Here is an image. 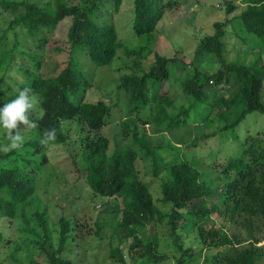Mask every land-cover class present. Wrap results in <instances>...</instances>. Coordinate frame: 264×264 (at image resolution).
Listing matches in <instances>:
<instances>
[{"label": "trees", "instance_id": "obj_1", "mask_svg": "<svg viewBox=\"0 0 264 264\" xmlns=\"http://www.w3.org/2000/svg\"><path fill=\"white\" fill-rule=\"evenodd\" d=\"M223 2L226 18L241 7L233 18L242 31L241 35L236 27L232 28L240 42L237 44L252 53L262 50L264 0ZM121 3L122 0H0V11L8 16L0 36V104L14 98L22 88L32 89L39 100L29 116L37 127L18 125L22 130H29L23 147L0 152V218L13 220L17 208L36 192L52 189L49 183L54 174L44 171L51 162L47 158L48 151L53 146L70 145L77 178L84 180L93 196L108 200L104 206L113 205L118 209L103 214H108V218L99 215L94 221L83 214L79 217L62 214L56 221L57 247L50 252L44 246L48 233L45 213L34 212L38 226L45 233L40 249L46 253L48 264H74L63 257L67 244L89 237L103 240L105 229L109 230L107 258L112 263L160 264L171 255L158 251L157 235L148 234V227L156 228L162 223L167 225L169 236L173 238L170 246L181 253L177 264H188L202 250L212 253L205 257L203 264H258L264 251L257 244L264 236L248 234L244 239L235 236L231 239L223 226L209 221L216 215L232 224L243 221L247 226L251 222L264 225V137L260 132L249 130L244 138L239 135V127L247 115L253 112L264 115L261 55L248 60L252 53L245 55L246 50L240 48L235 59H226L229 52L226 33L231 22L225 19L213 23L212 33L200 40L197 55H208L210 61L207 62H214L218 67L210 71L193 59L189 64L183 63L182 68L186 70L181 80L182 90L192 100L194 115L202 121L193 126L197 131L195 138L161 169L158 153L151 149L147 135L138 131L137 123L150 124L153 133L172 134L185 125L190 114V109L183 106L175 112L172 97L161 94L168 88L172 75L168 65L178 59L156 53L148 45L171 3L133 0L131 29L146 45L118 37L109 18ZM57 26L62 28L63 36L49 45L47 34ZM19 30L23 31L21 40L17 35ZM9 32L13 34L10 40ZM245 34L257 40L253 45L258 49L248 47ZM47 52H65L66 56L57 61L48 57ZM149 56L152 61L146 68L142 63ZM82 59L94 70L115 65V105L123 102L126 118L119 122L121 146L114 135L112 151H109V138L101 129L108 123L115 105L108 103L110 99H84L91 86L93 70L90 74L83 69ZM217 89H225L226 93L217 96ZM52 128L56 129L55 140L40 145L41 134ZM2 136L6 137V132ZM218 138H222V144L232 140L236 150L232 155H225L222 161H207L211 153L214 156L218 152L209 144L216 145ZM168 146L179 150L174 144ZM141 155L153 160V180L149 182L139 169ZM162 170L164 173L160 174ZM46 179H49L47 183ZM155 181H159V197L156 198L149 184ZM53 190L60 193L59 189ZM187 226L198 240L199 251L183 248L182 230ZM122 244L126 246L125 251ZM23 250L16 241L12 252L7 253L8 260L12 264H23L16 257ZM24 264L37 262L31 258Z\"/></svg>", "mask_w": 264, "mask_h": 264}, {"label": "rangeland", "instance_id": "obj_2", "mask_svg": "<svg viewBox=\"0 0 264 264\" xmlns=\"http://www.w3.org/2000/svg\"><path fill=\"white\" fill-rule=\"evenodd\" d=\"M175 1L176 3H174ZM163 3L171 4L166 7L162 18L158 21L156 25L157 32L154 34L153 39L149 41L148 45H150L151 49L156 53L167 57H176L178 59L175 63H170L168 65L171 69L172 75L171 79L168 81V88H164L161 94L172 97V100L174 101L173 109L175 112L176 108L183 106L186 109H190V114L185 125L172 134L168 132L153 133L150 124L143 125L141 122L137 123L138 131L147 135L151 149L158 153L160 158L159 167L161 169L168 166V163H170L169 161L173 160L177 154L179 156V152H181L180 149L182 150L184 145L190 143L195 138L197 131L193 126H198L202 121L200 120V117L194 115L195 112L193 109L191 110L192 100L186 96L185 92L182 90L181 80L186 72V70L182 68L183 63L189 64L193 59H197V62H199L201 66L208 68L210 71L215 70L218 67L214 62L211 64L207 62L209 60L208 55H197V47L199 46L200 40H202L206 34L209 35L212 33L213 23L224 21L225 19H228L229 22H231L229 23L226 33V48L229 50L226 59H235L237 49L240 48L246 50L245 55L247 52L252 53L251 50H247L245 46L243 47L241 45L242 47H240V44H237V42L240 43L239 39L234 35L232 30V28L236 27L237 33L242 35V31L238 26V21L233 19L238 13H240L241 7L238 6L236 11L228 15L226 18L223 0H163ZM109 11L111 12V10ZM132 11L133 0H122L118 11L111 12L109 20L113 22L120 39L131 41L137 45H146L145 41L140 40L139 37H136L132 32ZM7 20V14L0 11V36L2 34L1 30L6 27ZM61 30L62 28L57 26L52 33L47 34V43H49V45H54L56 40L63 36ZM17 32L19 40H21L23 31L19 30ZM12 36L13 34L9 32L8 40H10ZM244 37L249 41L248 47H253L254 50L258 49L256 45H253V42L257 41L256 39H252L254 37L247 34H245ZM26 42L28 43V41ZM9 44L6 46L7 49L10 47ZM47 55L57 61L64 60L66 56L65 52H51L50 54L47 52ZM259 55H261L264 63V48L260 51L255 50L249 55L248 60L258 57ZM151 61L152 56H149V58L142 63V66L147 68L148 63ZM81 63L82 68L87 70L88 73L91 74V70H93L91 86L85 92L84 99L88 101H96L98 99L108 101L110 99L108 103L110 105H115L116 97L113 93V88L116 83L115 79L117 78L115 65L99 67L94 70L85 59H82ZM129 63H131V61ZM11 69H13V71L15 70L13 67ZM228 89L229 88L227 87L226 91ZM215 91H217V96L226 93L225 89H217ZM125 114V106L123 102L120 101L117 105L112 106L111 117L106 126L101 129V133L109 138V151H112L115 145L113 140L114 135H116L117 140L120 141L118 145L121 146L123 138L119 128V122L126 118ZM192 129L195 131V134ZM248 130L251 133L260 132L264 137V115L258 112H253L247 115L239 127L240 137L244 138ZM27 131L29 130L26 129L21 133L25 139L29 138V132ZM4 132L5 131L0 130V143L6 142V137L2 136V133ZM174 137L179 139V142L176 141ZM219 141H221V143ZM170 143L174 144L175 148L178 147L179 150L176 151L169 148L168 144ZM209 144L212 145V150H217L218 152L214 156L211 153V156L207 157V161H222L225 155H232L236 150V144L232 143V140L229 139L222 144V138H218L216 145L212 142ZM204 146L206 148L209 147V145ZM72 149L73 147L70 145L53 146L47 154V158L51 162L46 168H44L46 174L47 171H51L54 174V177L51 178L49 183V187L52 189L48 191H43L42 189L36 192L33 197L17 208L13 220L8 221L7 218H0V264H12L7 258V253L12 252L16 246V241L23 249H25L17 254L16 257L18 261L24 264L29 259L33 258L37 264H48L46 253L40 249L41 244L44 242L43 237L45 233H43L38 226V222L34 215V212L36 211L45 213L48 233H46L47 238L45 239L46 242H44V246L47 248L46 251L50 252L57 247L59 231L56 221L62 214L72 213V215L77 217L83 214L88 217L89 221H94V219H98L99 215H102L101 217L103 218H108V214H103L118 209V207L116 208L113 205L104 206L108 203V200L106 198L93 196L92 191L84 185V180L77 178L78 173L75 172L71 163ZM209 152L210 150L207 152V155ZM204 153L206 155V150ZM141 157L142 159L139 164V169L141 174L145 176L144 180L149 182L153 180V160L144 155H141ZM163 173L164 170H162L160 174ZM47 180L49 179L44 180V182L47 183ZM149 184L153 196L155 198L159 197V181L153 183L150 182ZM53 189H59L60 193H57ZM116 198L120 202V198L118 196H116ZM166 209L167 208H164V211H166ZM209 222H214L221 227L223 226L227 235L231 239L233 236L244 239L248 234L256 237L264 236V225L258 222H251L250 226H247L243 221L232 224L228 221L222 220V218L216 215H212ZM166 226L165 223H162V225H159L156 228L150 226L148 227V234L152 235L155 233L157 235L159 252L171 255L170 259L163 261L160 264H177L176 259L181 253L173 250L172 246H170L172 245L173 238L169 236V230ZM182 233L183 239H181V242L183 248L188 249L191 247L195 251H199L198 249H200V247H198V240L195 239L193 231L187 226L184 227ZM108 235L109 230L105 229L102 232L103 240L93 237H89L85 241L76 239L75 242L67 244L63 257L71 259L74 264H116L112 263L107 258ZM7 240L10 241L7 242ZM257 246L262 247L264 251V240H261ZM121 248L125 251V244H122ZM200 253L201 254L196 259L189 261L188 264H203L205 257L207 255L209 257L212 255V253L206 254L203 250ZM141 264L148 263L142 261ZM258 264H264V255L258 261Z\"/></svg>", "mask_w": 264, "mask_h": 264}, {"label": "clouds", "instance_id": "obj_3", "mask_svg": "<svg viewBox=\"0 0 264 264\" xmlns=\"http://www.w3.org/2000/svg\"><path fill=\"white\" fill-rule=\"evenodd\" d=\"M39 104L38 97L30 88L17 91L14 98L0 104V130L6 132V142L0 143V151L20 150L25 137L21 135L26 128H36V121L29 118L30 112ZM41 111H43L41 109ZM18 125L26 126L25 129ZM15 130V131H13ZM56 138V129L45 130L38 139L40 145H48Z\"/></svg>", "mask_w": 264, "mask_h": 264}]
</instances>
